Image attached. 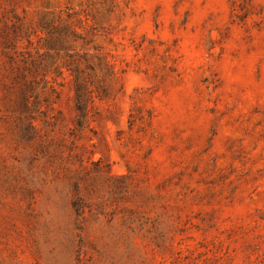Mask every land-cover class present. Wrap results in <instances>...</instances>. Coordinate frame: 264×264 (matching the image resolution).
<instances>
[{
	"label": "rangeland",
	"instance_id": "obj_1",
	"mask_svg": "<svg viewBox=\"0 0 264 264\" xmlns=\"http://www.w3.org/2000/svg\"><path fill=\"white\" fill-rule=\"evenodd\" d=\"M0 264H264V0H0Z\"/></svg>",
	"mask_w": 264,
	"mask_h": 264
},
{
	"label": "trees",
	"instance_id": "obj_2",
	"mask_svg": "<svg viewBox=\"0 0 264 264\" xmlns=\"http://www.w3.org/2000/svg\"><path fill=\"white\" fill-rule=\"evenodd\" d=\"M79 80H80V78L79 77H76V82H77V86H79V85H81L80 83H79ZM81 88V87H80ZM80 90H82V89H80Z\"/></svg>",
	"mask_w": 264,
	"mask_h": 264
}]
</instances>
